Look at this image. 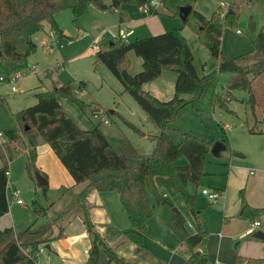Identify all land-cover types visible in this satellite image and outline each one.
Wrapping results in <instances>:
<instances>
[{
  "label": "trees",
  "instance_id": "16d2710c",
  "mask_svg": "<svg viewBox=\"0 0 264 264\" xmlns=\"http://www.w3.org/2000/svg\"><path fill=\"white\" fill-rule=\"evenodd\" d=\"M110 8L119 15V23L128 22L129 16L123 8L133 4L138 8L148 0H110ZM198 0H160L162 8L171 17H179L180 9L192 10L183 21L197 34L200 43L218 61V73L233 76L231 90L247 91L254 104L252 81L264 74V26L252 39V50L238 58H229L220 50V38L224 27L232 28L238 17L239 7L252 5L260 0H233L228 11L218 8L209 20L204 21L194 14ZM88 6L99 10L108 7L101 0H0V81L9 82L16 74L27 68L28 58L36 51L32 37L48 24L53 35L62 34L56 23V16L64 11L71 12L77 20ZM134 53L142 61L139 73H129V53ZM96 62L101 63L120 83L123 91L129 94L145 113L148 120L160 130L155 139V147L145 154L125 142L117 153L105 136L96 127L84 131L77 127L60 105L58 97L73 101L80 109L83 103L73 97L70 85L54 86L50 91L36 95L37 103L13 114L19 131H6L0 134V218L9 212L6 196L8 186V163L21 153L26 154V171L30 177L38 172L36 168L38 139L41 138L52 150L65 168L75 185L86 184L78 196L83 222L90 239V250L86 264H129L116 249L109 245L88 219L83 199L87 191L116 192L131 223L132 229L123 233L119 243L131 242L142 247L146 235V222L152 217L155 206L172 208V203L158 193L156 178H171L189 211L194 213L195 193L187 191L189 185L195 190L204 176L206 158L211 143L200 141L190 134H182V141L175 144L169 137L168 125L174 121L180 109L198 100L205 90L209 77L200 78L194 66V57L180 29L160 35L124 43L120 37L104 34L97 41L94 52ZM165 72L176 75L173 97L161 101L143 90V85L154 81ZM79 88H83L80 84ZM27 128V129H25ZM133 129L143 135L140 131ZM250 134H263V131L249 130ZM180 158L186 164L179 166ZM46 195L48 186L41 187ZM72 188H61L64 196ZM217 195L220 191L215 190ZM154 203L151 204L149 196ZM50 203L48 209L53 207ZM48 209L37 201L31 204L32 212L38 217L47 215ZM264 215L263 209H254L243 204L242 218L257 219ZM171 229L180 243L185 246L183 255L190 264H209L205 251L207 233L198 223V231L190 235L185 228V218L174 213ZM64 237V229L55 220L37 227H28L21 232L8 228L0 230V264H37L40 248ZM235 264H264L262 259L238 257Z\"/></svg>",
  "mask_w": 264,
  "mask_h": 264
},
{
  "label": "rangeland",
  "instance_id": "374dc122",
  "mask_svg": "<svg viewBox=\"0 0 264 264\" xmlns=\"http://www.w3.org/2000/svg\"><path fill=\"white\" fill-rule=\"evenodd\" d=\"M101 2L108 7L106 10L88 6L77 20H74L68 10L60 12L56 16V23L62 34L50 37L49 26L44 24L43 30L32 37L37 48L28 58L27 68L21 71L23 74L21 79L15 83L0 81V134L6 131H19V125L13 114L35 105L36 95L50 91L54 86L70 85L73 97L83 103L84 109H80L73 101L61 97H58V101L79 129L90 131L96 127L117 153L125 142L145 154L153 151L160 130L151 124L134 99L123 91L120 83L94 58L97 41L102 35L109 34L117 38L125 34L124 26H119L118 13L109 7L111 1L101 0ZM214 2L217 5L219 3L222 6V13H225L232 6L233 0H198L194 6L195 11H202L203 16L198 12L196 14L203 20H209L212 13L218 9ZM211 4L215 8H212ZM123 8L129 17L133 19L138 17L139 9L136 5L125 4ZM161 18L169 24V31L180 29L181 34L187 31L192 35L189 44L192 48L196 72L200 78H210L202 96L180 109L174 121L168 125L169 137L175 144H179L183 139L182 134H190L197 140L212 145L220 142L226 147L219 158L209 152L199 187L195 190L189 186L187 191L190 194L195 193L194 213L200 221H203V226L209 234L205 245L208 263L216 261L217 255L225 256L227 259L232 255L236 259L242 255L240 248L237 251L233 250V244L236 242L244 244L243 251L247 239L228 238L226 247H220L217 238L221 233L219 200L217 203H211L209 197L201 195V191L213 193L212 187L225 190L227 174L235 165L246 166L251 171H259L264 167L260 161L262 160L260 157L264 156V133L261 136L249 133L251 129L264 132V74L252 81L254 96V104H252L247 91L229 88L233 76L229 73H218V61L200 43L195 32L183 26V21L179 17ZM263 26L264 0L252 5H241L234 27H224L222 30L221 52L229 58H238L250 53L252 39ZM237 30L240 31L239 34L236 33ZM123 42H134L130 31ZM49 43L53 46L51 51L47 46ZM129 61V73L131 75L139 73L142 69L141 59L131 52ZM175 79L174 73L165 72L159 79L144 84L143 90L150 92L161 101H168L174 94ZM80 84L83 85L81 89ZM12 87L15 88V92L11 91ZM133 127L143 135L137 133ZM37 150L38 155L43 156L44 159H47L44 150L53 154L54 160L63 168L50 147L41 138L38 139ZM241 153H245V158L240 157ZM185 164L184 158L176 161V165ZM25 165L24 152L8 163L10 176L6 189L9 204L7 216L11 218L10 214H13L15 232H21L28 227H37L52 220L63 228L70 220L82 218L79 203H73L85 189L86 184H79L63 196L61 188L54 187L53 181L52 184L48 182V189L44 195L36 180L27 173ZM36 168L45 174L37 162ZM49 171L53 178L52 169L50 168ZM32 176L35 177V173ZM155 182L158 193L174 204L173 208L178 211L175 198L178 197L180 200L182 198L174 181L171 178L159 177ZM14 192L18 193V199L23 205H18L13 199L11 194ZM241 192L242 189L236 190L234 184L230 185L227 192L230 202L240 196ZM33 201H37L46 209L50 203L54 206L48 209L46 216L38 217L31 210ZM149 201L151 204L154 203L152 195L149 196ZM172 209L155 206L153 214ZM144 239L143 250L145 243L150 244L153 255L161 250L155 243ZM217 263L229 264L221 261Z\"/></svg>",
  "mask_w": 264,
  "mask_h": 264
},
{
  "label": "crops",
  "instance_id": "0c3cea01",
  "mask_svg": "<svg viewBox=\"0 0 264 264\" xmlns=\"http://www.w3.org/2000/svg\"><path fill=\"white\" fill-rule=\"evenodd\" d=\"M216 2L214 3L217 5ZM221 7L222 6L218 3L216 9ZM212 8H215L214 5H212ZM193 11H195V7ZM196 12L198 11H195L194 14L199 16ZM198 13L201 14L203 12L200 11ZM161 17L176 18L168 16L160 4V6L155 10H152L151 13L143 14L139 11L138 17H135L134 19L129 17L128 22L123 24L119 23V26H124V32H127L126 38L130 31V35L133 37V40L136 41L168 32L169 24L166 21L164 22ZM204 21H206V19H204ZM182 35L187 40L192 51L189 44V39L192 40V35L188 34L187 31H183ZM254 135L261 136L262 134ZM44 154L47 159H44L43 156H39L37 150L36 162L42 172L47 175V182L52 184L53 181V186L56 188H76L78 185L74 186L72 178L67 176L69 174L63 166V168H61L57 164L58 162L54 160L55 158H53V154L46 150H44ZM241 154L240 157L245 158V153ZM260 159H262L260 161L264 164V156L260 157ZM50 168L53 172V178L49 171ZM232 184L235 185L236 190L242 189V192L240 196L233 198V201L230 202L227 192ZM212 190L213 192L215 190L221 192V194L217 195V198L214 201H211V203H217L219 200L220 205L219 213H221V218L219 221L221 223V233L217 237L220 247H226V240L228 238H233L234 240L238 238L242 240L247 239V242L245 243L246 247L243 251L242 248L244 244L241 245L240 243L238 245L237 250L240 248L239 250L242 255L240 258L246 260L262 259L264 257V240H258L252 237L254 232L251 229V223L254 220L264 221V215H261L257 219L242 218L240 216V211L243 204L254 209L264 208V167L259 169V171H251L246 166L239 167L235 165L227 174L226 189L222 190L212 187ZM202 196L206 197L204 195ZM175 202L178 212H180L185 218V228L190 235L197 233L199 222L201 223L203 230L207 233V229L203 226V221H200L198 216L197 218L193 216L183 199L180 200V198L177 197L175 198ZM83 204L88 219L93 225L95 231L98 232L109 245L113 246L116 249L117 254L129 264H190L187 258L183 255L185 246L180 243L171 229L170 222L172 215L174 214L172 209L174 204H172L173 207L170 208L172 209L171 211L164 210L152 214V217L146 222V237L144 241L146 240L150 243H155L160 247L159 249L161 250H158L156 255H153L151 246H149L150 244L146 245L145 242L144 250L142 249L143 247H138L131 242L123 244L119 243L123 233L131 230L132 226L116 192L100 193L96 190H89L84 196ZM7 215L8 213L0 218V230L8 228L13 229V214H10L11 218H8ZM63 229L64 237L53 240L49 244V249L45 248L44 251L40 252L37 264H86L91 246L83 222V217L81 219L70 220ZM215 234L216 233H213L214 236H217ZM207 235L209 234L207 233ZM217 256V260L221 262H228L229 264L236 263L237 258L234 259V256L232 255L230 259L221 255ZM217 260L211 261L209 264H216L219 262ZM110 264L115 263L112 262Z\"/></svg>",
  "mask_w": 264,
  "mask_h": 264
},
{
  "label": "built area",
  "instance_id": "2783aa9c",
  "mask_svg": "<svg viewBox=\"0 0 264 264\" xmlns=\"http://www.w3.org/2000/svg\"><path fill=\"white\" fill-rule=\"evenodd\" d=\"M158 6H160V0H148L146 3H144L142 6L139 7V11L143 14H148L151 12V10H155ZM236 33H240V31H236ZM126 35H127V32H125V34H122L120 35V39L122 41H125L126 39ZM49 36L52 37L53 36V33L50 31L49 32ZM48 46V49L49 51H51L53 49V46L49 43L47 44ZM23 76V74L21 72L19 73H16L9 81V83H15L17 82L18 80L21 79V77ZM11 91L12 92H15V88L12 87L11 88ZM1 142V141H0ZM9 171L6 172V176L7 178H9ZM201 194L206 196V197H209L211 201H214L216 198H217V194L216 193H211V192H208L206 190H202L201 191ZM13 199L16 200V203L17 204H23V202L21 200L18 199V193L17 192H14L13 194H11ZM251 229L252 231L255 233L257 231L259 232H262L264 234V221H261V220H254L251 224ZM44 251L43 248H40L39 252H42ZM216 264H220V263H216Z\"/></svg>",
  "mask_w": 264,
  "mask_h": 264
},
{
  "label": "water",
  "instance_id": "95a60500",
  "mask_svg": "<svg viewBox=\"0 0 264 264\" xmlns=\"http://www.w3.org/2000/svg\"><path fill=\"white\" fill-rule=\"evenodd\" d=\"M192 8L191 7H184V8H181L180 9V13H179V18L184 21L187 16L190 14ZM27 129V128H25ZM226 150V147L221 144L220 142H216L214 143L211 148H210V153L216 157V158H219L220 157V154ZM35 180L37 182V185L40 186V187H44L48 184L47 182V179L44 178L41 174H39L38 172H35ZM173 212L174 213H177L178 211L176 209L173 208ZM253 238L255 239H258V240H264V234L262 232H255L253 235H252ZM240 244V242H236L233 244L232 248L234 251L237 250L238 248V245ZM46 249H49V246H46Z\"/></svg>",
  "mask_w": 264,
  "mask_h": 264
}]
</instances>
